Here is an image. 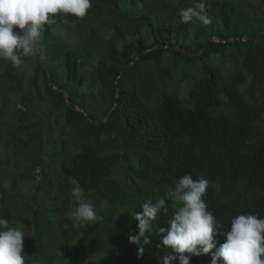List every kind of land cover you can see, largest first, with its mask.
Masks as SVG:
<instances>
[{
	"label": "trees",
	"instance_id": "16d2710c",
	"mask_svg": "<svg viewBox=\"0 0 264 264\" xmlns=\"http://www.w3.org/2000/svg\"><path fill=\"white\" fill-rule=\"evenodd\" d=\"M197 2L92 0L85 17L46 27L38 57L0 60V215L29 229L26 264H159L168 193L184 174L209 181L225 231L241 213L264 215V0L204 1L225 31L203 29L190 49L179 13ZM210 54L234 65L207 64ZM195 57L205 76L169 92L164 61ZM74 181L96 221L72 223ZM159 198L169 211L138 256L127 218Z\"/></svg>",
	"mask_w": 264,
	"mask_h": 264
},
{
	"label": "clouds",
	"instance_id": "9594fccd",
	"mask_svg": "<svg viewBox=\"0 0 264 264\" xmlns=\"http://www.w3.org/2000/svg\"><path fill=\"white\" fill-rule=\"evenodd\" d=\"M92 7V0H0V60L20 67L22 57H38L43 48L46 27L57 24V17L67 22V17L83 18ZM204 0L194 7L180 10V22L194 19L209 25ZM209 181L182 175L169 190L168 196L175 208L166 228H159V243L165 254L159 264H190L192 257L210 255V264H264V215L241 213L233 217L228 229L216 219L206 202ZM77 202L71 212L75 225H84L99 219L93 204L84 197L79 181L70 189ZM164 198L148 200L139 212L131 215L137 222L136 233L128 236L130 244L137 247V255L151 246L150 233L157 228L159 216L167 214ZM22 228L11 227L9 220L0 215V264H26ZM223 242H219V238ZM188 254V255H185Z\"/></svg>",
	"mask_w": 264,
	"mask_h": 264
},
{
	"label": "rangeland",
	"instance_id": "374dc122",
	"mask_svg": "<svg viewBox=\"0 0 264 264\" xmlns=\"http://www.w3.org/2000/svg\"><path fill=\"white\" fill-rule=\"evenodd\" d=\"M204 1L205 2L213 1L215 3V2H218L221 0H204ZM211 13L212 12H210V14ZM215 15H216V19L212 20L209 25H203L202 23H200L199 21L194 19L192 21V25L189 29L190 35L187 38H184L181 35L178 38L179 43L182 44V43L186 42V44H188L190 46V49H193L194 44L197 42V38L199 39V36H200L201 31L203 29L206 32H211V31L215 32L218 29L221 32L225 31L223 21H222V19L220 20V18H219V17H221L220 14L216 12ZM56 36H58V34ZM53 46H55V45H53ZM228 53H230V48L226 49V55H228ZM205 60H206L205 62L207 64H212L213 66H216L220 69H223V71L228 70L230 65H234L230 61L227 62L225 58H223L222 56H220L218 54H210V55H208V57ZM164 62L166 64V67L168 68V71L171 74L170 79L167 78L168 79V90H169V92L174 93L178 96H180L182 94L181 92L183 90H185L186 85H187L186 83H188V81L191 82V81L199 80L205 76L204 72L201 69L202 61L196 57L187 63L186 62L184 63L183 61L176 62L172 58H170L168 61H164ZM42 65H43V63H42ZM44 73H45V71H44ZM24 87H25V89L21 94L28 95L29 92H28V86H27L26 81L24 83ZM151 98H154V94H151ZM30 99L32 100V97H30ZM23 101L24 100H20L21 104ZM151 102H155V100L152 99ZM17 105L19 106L20 104L18 103ZM25 189H26V191L31 190V185H28V186L25 185ZM21 215H22V218H24V214L22 213ZM127 220L128 221H135L133 219V217H131V216H129L127 218ZM18 222L19 221H16V219H14V223H12L13 227L18 228L19 227V224L17 225ZM24 231L26 233L27 230L24 229ZM28 231H29V229H28ZM28 231H27L26 235H28V233H29Z\"/></svg>",
	"mask_w": 264,
	"mask_h": 264
},
{
	"label": "built area",
	"instance_id": "2783aa9c",
	"mask_svg": "<svg viewBox=\"0 0 264 264\" xmlns=\"http://www.w3.org/2000/svg\"><path fill=\"white\" fill-rule=\"evenodd\" d=\"M213 40H215V41H219V42L222 41V40H219V39H216V38H214Z\"/></svg>",
	"mask_w": 264,
	"mask_h": 264
},
{
	"label": "water",
	"instance_id": "95a60500",
	"mask_svg": "<svg viewBox=\"0 0 264 264\" xmlns=\"http://www.w3.org/2000/svg\"><path fill=\"white\" fill-rule=\"evenodd\" d=\"M43 74H44V77H46V75H45L44 71H43Z\"/></svg>",
	"mask_w": 264,
	"mask_h": 264
}]
</instances>
